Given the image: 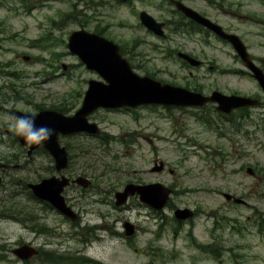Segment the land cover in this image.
<instances>
[{
  "label": "rangeland",
  "instance_id": "1",
  "mask_svg": "<svg viewBox=\"0 0 264 264\" xmlns=\"http://www.w3.org/2000/svg\"><path fill=\"white\" fill-rule=\"evenodd\" d=\"M74 2L48 0L46 8L33 9L30 15L0 6L4 28L0 69H23L28 76L21 82L33 83L26 92L38 106L61 107L68 115L79 108L87 80L99 77L68 51L67 37L79 28L92 31L97 26L124 47L123 56L139 75L197 88L205 95L212 90L257 95L262 104L242 113L235 110L227 119L211 105L204 109L160 105L98 109L88 116L97 124L98 135L60 137L69 157L65 175H81L92 184L85 191L77 184L65 189L67 204L81 218L79 225L38 204L28 222L36 232L24 233L18 225L2 222L0 233L11 239L24 235L36 246L44 244L45 250L58 253L56 264H264V94L256 81L239 72L245 70L240 60L214 40L206 46L168 27V37L163 39L147 32L135 12L146 10L163 21L171 8L167 0H131L129 5L92 0V8L85 10L90 19L81 16L80 24ZM250 10L264 18L259 6L252 4ZM261 29L264 32V26H251L246 42L257 66L264 56V36L256 33ZM40 35H46V47L32 48ZM175 50L193 54L203 66L184 68ZM21 54L36 58L26 63ZM9 146L8 139H0L1 152ZM37 156L34 165L39 166L34 172L42 176L45 170L40 166L46 161ZM155 166L161 168L153 170ZM247 167L255 175H249ZM127 183H160L175 192L161 210L141 203L137 195L115 206L114 193ZM221 192L246 203L225 201ZM177 208L192 210L193 217L176 220ZM123 221L137 225L133 239L118 236ZM89 225L101 228L85 234ZM32 264L42 263L36 258Z\"/></svg>",
  "mask_w": 264,
  "mask_h": 264
},
{
  "label": "flooded vegetation",
  "instance_id": "2",
  "mask_svg": "<svg viewBox=\"0 0 264 264\" xmlns=\"http://www.w3.org/2000/svg\"><path fill=\"white\" fill-rule=\"evenodd\" d=\"M47 1L48 0H0V6L30 15L33 9L46 8L48 4ZM14 2L16 3L14 4ZM130 2L131 0L121 1V3H124L125 5H129ZM164 2H166V0H164ZM167 2L171 8L169 9V16L163 20L165 23L164 29H167L168 27L172 33L176 35L194 37L206 46H209L210 41L214 40L224 46H227L231 50L232 56L236 59H240V47L237 44V42L240 41L244 44L249 53V57L252 59V55L250 54L249 48L246 44L248 38L247 36L252 35L249 28L251 26H260L263 28L264 18L259 17L254 11L250 10V6L255 4L259 6L260 9L264 10V0H167ZM176 2H180L187 7L189 9V13L183 12L181 9L177 8ZM79 3H82V6H80V9H77ZM151 3L154 6L156 5V2L154 1H151ZM93 5L92 0H75V19L78 23L82 22V19H78L81 16L86 17L84 18L85 21L90 19V17L86 16L85 10L92 8ZM141 11L142 10L135 12V15L138 16V20ZM1 26L2 22H0V39L1 34L4 31V28H1ZM244 28L247 29L242 31ZM77 30H84L88 33H93L104 37L105 39H109L103 35V28L101 29L98 26L92 31H88L84 28H79ZM256 33L264 36L263 29ZM166 37H168V35L163 38ZM45 38L46 35H40V38L36 41H32L30 46L32 48L46 47L44 44ZM177 51L179 50H175V54ZM188 54L196 58L193 54ZM21 57L24 61H26V63H32L33 58H36L28 54H21ZM260 58L259 66H261ZM180 60L182 61V64L183 62L187 64L184 60ZM39 61H42V58H40ZM203 64L204 62H202L199 67L203 66ZM183 67L190 68V66H186L184 64ZM225 71L227 70L223 69V72ZM239 72H243L249 76L251 75L247 68ZM27 76L28 74H25L21 68H13L9 66V68L0 69V139H8L11 145L8 150L11 152L0 151V223L3 222L18 225L19 229L24 233L27 232L32 234L33 231L36 232L35 229L28 226V222L31 221L32 208H38V204H40L45 207V209H51L57 214H60L50 205L48 201H41L35 197L32 185L39 184L42 180L50 177L59 181L62 176H66L65 169L57 170L54 159L43 146L38 145L29 151L28 147L20 143V137L14 136L12 132L9 131L12 115H25V110L29 108L35 109L39 113L45 111L64 113V110L61 107L48 108L38 106L36 103L31 102V98L28 97L26 89H28V86H31L33 83L27 84L25 82H21L23 77ZM5 78L11 79V81L7 82L4 80ZM193 89L195 90L197 88ZM231 94L241 95L239 93ZM252 96L259 100V105L262 104L259 96ZM208 105H211L215 109L214 104H207L201 109H204ZM219 116L222 117L220 114ZM60 137L61 136H59V140ZM37 155L41 156L46 161L45 166H40V168L44 167L45 170L42 176H40V173L34 172V167L39 166L34 165L35 159L38 157ZM66 177L70 180V183L67 187L62 188L61 195L64 200L65 189L71 185H75L74 182L71 181L73 178L70 176ZM91 185L92 184L90 182L88 187L83 188L82 191L91 189ZM172 190L174 193V189ZM34 203L37 204V206H34ZM153 216L156 217L154 212ZM80 219L81 218L77 213V225H79ZM124 224L125 221L122 223L123 231L117 232L118 236L133 239L139 231L137 225L132 223L133 231L130 235H126V228L124 227ZM92 228L97 230L101 227L97 225H89V227L85 228L84 233H89ZM109 232L113 233L112 231ZM38 233H40V231H38ZM43 246L44 244H41L40 246L34 245L33 239L31 238L30 240H27L24 235L11 239L7 234L0 233V264H32V261L36 258H39L42 264H56V259L60 258L58 253L45 250ZM22 247H35L37 249V254L34 256L30 255L29 257L23 259L17 253L19 252L18 249ZM84 259L92 262L90 259Z\"/></svg>",
  "mask_w": 264,
  "mask_h": 264
},
{
  "label": "water",
  "instance_id": "3",
  "mask_svg": "<svg viewBox=\"0 0 264 264\" xmlns=\"http://www.w3.org/2000/svg\"><path fill=\"white\" fill-rule=\"evenodd\" d=\"M176 7L183 12L189 13V9L180 2H176ZM140 22L153 33L160 36L164 34L162 30L163 23L157 22L145 11L140 12ZM237 44L240 47L239 54L241 59L252 71L253 76L264 90V73L262 69L255 67L251 63L244 45L240 41ZM67 48L70 52L78 55L88 69L96 71L102 80L88 81L81 106L73 115L69 116L56 111H45L39 113L36 117L37 127L45 125L54 130L51 138L41 145L54 158L57 170L66 168L68 164L67 151L64 146L60 145L58 141L59 135L81 131L91 134L98 133L97 125L89 122L87 116L99 107H136L149 104L201 107L207 102H216L218 111L229 113L235 108L255 105L258 102L257 99L251 97L224 95L219 91H213L210 96H205L180 86L162 83L146 75L140 76L133 71L129 62L120 55L119 47L115 43L84 30L71 32ZM177 55L190 65L197 66L200 64V61L188 54L178 52ZM261 63L264 70V58ZM19 141L27 146L29 151L38 146L29 147L22 138H19ZM160 168L161 166H155L153 170H159ZM246 171L253 174L251 168H247ZM73 181L83 187L89 184V181L81 176ZM68 184V178L62 176L59 181L50 177L32 186L35 195L47 199L64 216L74 221L77 216L65 203L61 195L62 188ZM170 193L171 189L159 183L144 185L128 183L123 190L114 193L115 205H121L126 202L128 196L137 194L141 202L159 210L165 205ZM223 196L226 200L232 199L235 203L243 202L241 198L234 197L229 193H223ZM191 214L192 212L186 208L176 209L174 212L175 217L178 219H185ZM124 227L126 228V235H130L133 231L132 224L125 222ZM18 250L19 252L17 253L23 259L37 253V250L32 247H22Z\"/></svg>",
  "mask_w": 264,
  "mask_h": 264
},
{
  "label": "clouds",
  "instance_id": "4",
  "mask_svg": "<svg viewBox=\"0 0 264 264\" xmlns=\"http://www.w3.org/2000/svg\"><path fill=\"white\" fill-rule=\"evenodd\" d=\"M25 115H12L9 131L14 136L20 137L29 146L41 145L51 138L54 130L45 125L36 126V117L39 112L29 108Z\"/></svg>",
  "mask_w": 264,
  "mask_h": 264
},
{
  "label": "bare ground",
  "instance_id": "5",
  "mask_svg": "<svg viewBox=\"0 0 264 264\" xmlns=\"http://www.w3.org/2000/svg\"><path fill=\"white\" fill-rule=\"evenodd\" d=\"M35 197H36L37 199H40L41 201H47V199L42 198V197H38L37 195H35Z\"/></svg>",
  "mask_w": 264,
  "mask_h": 264
},
{
  "label": "trees",
  "instance_id": "6",
  "mask_svg": "<svg viewBox=\"0 0 264 264\" xmlns=\"http://www.w3.org/2000/svg\"><path fill=\"white\" fill-rule=\"evenodd\" d=\"M123 49H124V48H122V51H123ZM206 121H208V120H206ZM209 124H210V122H209ZM50 262H51V261H50Z\"/></svg>",
  "mask_w": 264,
  "mask_h": 264
}]
</instances>
